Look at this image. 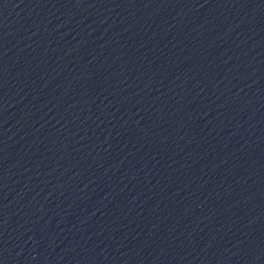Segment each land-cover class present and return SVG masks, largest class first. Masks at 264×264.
<instances>
[{
  "label": "water",
  "instance_id": "water-1",
  "mask_svg": "<svg viewBox=\"0 0 264 264\" xmlns=\"http://www.w3.org/2000/svg\"><path fill=\"white\" fill-rule=\"evenodd\" d=\"M0 264H264V0H0Z\"/></svg>",
  "mask_w": 264,
  "mask_h": 264
}]
</instances>
